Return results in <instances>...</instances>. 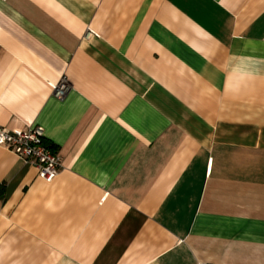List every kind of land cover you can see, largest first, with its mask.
Listing matches in <instances>:
<instances>
[{"label":"crops","instance_id":"crops-1","mask_svg":"<svg viewBox=\"0 0 264 264\" xmlns=\"http://www.w3.org/2000/svg\"><path fill=\"white\" fill-rule=\"evenodd\" d=\"M31 126L62 168L0 146V264H264V0H0Z\"/></svg>","mask_w":264,"mask_h":264},{"label":"built area","instance_id":"built-area-1","mask_svg":"<svg viewBox=\"0 0 264 264\" xmlns=\"http://www.w3.org/2000/svg\"><path fill=\"white\" fill-rule=\"evenodd\" d=\"M68 88L69 84L63 78L53 87V94L62 97ZM44 138L39 126L13 133L0 129V146L15 154L22 162L32 165L40 179L50 182L59 173L62 164L60 156L45 145Z\"/></svg>","mask_w":264,"mask_h":264}]
</instances>
